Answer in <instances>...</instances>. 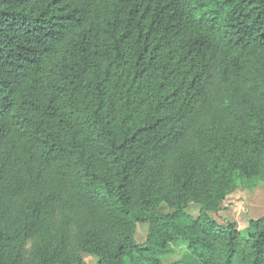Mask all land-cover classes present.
Instances as JSON below:
<instances>
[{
    "label": "trees",
    "instance_id": "1",
    "mask_svg": "<svg viewBox=\"0 0 264 264\" xmlns=\"http://www.w3.org/2000/svg\"><path fill=\"white\" fill-rule=\"evenodd\" d=\"M243 88L247 108L201 120ZM53 179L103 212L76 264H264V217L210 216L264 182V0H0V187L27 198L0 211V264L34 236L30 264H72Z\"/></svg>",
    "mask_w": 264,
    "mask_h": 264
},
{
    "label": "rangeland",
    "instance_id": "2",
    "mask_svg": "<svg viewBox=\"0 0 264 264\" xmlns=\"http://www.w3.org/2000/svg\"><path fill=\"white\" fill-rule=\"evenodd\" d=\"M253 97L250 89L243 88L238 96L233 101H227L221 108L212 110L210 112H204L201 115H208L209 117H222L224 119V109L242 111L249 106V100L242 102L243 99ZM206 122L208 119L205 120ZM47 186L50 192L55 193L59 199V207L55 213V216L51 222V228L56 235L61 234L64 230L66 236V255L71 260L72 264L75 263V253L77 248L78 235L88 226L93 225L97 219L102 218L103 212L99 207L88 206V203L84 202L81 205L77 200H69L72 195H69L67 187H64L61 179H53L47 182ZM66 188V189H65ZM240 192L242 195L234 197V192ZM27 198H12L11 195L2 191L0 187V211H8L7 220L12 221L15 217V211L25 204ZM71 202V203H70ZM219 210L217 213L210 211V216L220 224L233 223L237 231H243L249 227L250 221H257L264 217V182L258 183L253 189L241 187L231 191L223 201L218 204ZM159 212L161 214H170L173 212L172 208L166 201H161L159 205ZM185 214L197 219L201 216L202 207L200 205H190L184 210ZM114 229V225L109 222L105 225L104 230L107 233H111ZM149 226L147 224H137L132 228L133 236L138 244H143L148 235ZM109 236V235H108ZM110 237V236H109ZM39 237L34 236L27 238L25 241L15 243L10 247L9 251L11 257H16L20 264H30L32 250L37 245ZM182 255V251H177L175 254L166 256L162 259L163 263H172L178 260ZM82 259L85 264H98V260L88 254H83Z\"/></svg>",
    "mask_w": 264,
    "mask_h": 264
},
{
    "label": "crops",
    "instance_id": "3",
    "mask_svg": "<svg viewBox=\"0 0 264 264\" xmlns=\"http://www.w3.org/2000/svg\"><path fill=\"white\" fill-rule=\"evenodd\" d=\"M232 195H234V197H238L239 195H242L240 192H234Z\"/></svg>",
    "mask_w": 264,
    "mask_h": 264
}]
</instances>
